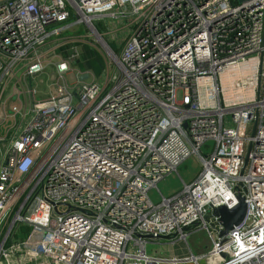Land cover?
I'll return each instance as SVG.
<instances>
[{
	"label": "built area",
	"instance_id": "obj_1",
	"mask_svg": "<svg viewBox=\"0 0 264 264\" xmlns=\"http://www.w3.org/2000/svg\"><path fill=\"white\" fill-rule=\"evenodd\" d=\"M73 18L128 36L101 84L31 101L0 139V264H264V0H0V93L44 72ZM191 156L199 174L154 203ZM239 193L246 218L220 238L213 211ZM193 229L207 255L148 253Z\"/></svg>",
	"mask_w": 264,
	"mask_h": 264
},
{
	"label": "rangeland",
	"instance_id": "obj_2",
	"mask_svg": "<svg viewBox=\"0 0 264 264\" xmlns=\"http://www.w3.org/2000/svg\"><path fill=\"white\" fill-rule=\"evenodd\" d=\"M74 21L75 18L65 24L62 34L51 43V52L47 54L48 58L44 72L38 75L36 79L21 81L25 82L23 83L24 87H22L25 100L23 99L22 104L24 105V101H27L29 106L27 111L31 107V101L34 103L46 102L49 96L55 93L59 87H66L74 91L80 85L101 84L104 81L109 65L110 68L113 67L114 64L110 61L109 52L98 42L89 27L75 24ZM129 24L130 20L107 19L102 24H98L97 30L113 51L118 53L128 36V29L126 28ZM75 49L79 52V57L74 62H69L68 73L60 75L57 71L58 64L65 60L69 61ZM8 99L6 98V100ZM4 103L5 98L2 95L0 97V106ZM8 109L7 107V115H4L3 119L0 118V139H5L9 131L5 125V120L11 116V120L16 121L15 119L21 110L11 108L8 111ZM3 114L6 113L3 112ZM11 126L12 122H10L8 127ZM213 148L214 142L210 141L207 146H204L203 153L210 154ZM201 168L202 163L199 158L191 156L179 167L178 172L162 180L157 188L149 192L150 199L157 204L163 197H170L178 193L185 183H190L199 174ZM217 237L215 234V238ZM191 249L194 255L200 254L202 256L210 252L212 242L207 231L197 229L193 233H189L185 240L178 242L174 246L169 241L160 240L147 247V251L150 254L174 255L176 257L182 254L189 255Z\"/></svg>",
	"mask_w": 264,
	"mask_h": 264
},
{
	"label": "water",
	"instance_id": "obj_3",
	"mask_svg": "<svg viewBox=\"0 0 264 264\" xmlns=\"http://www.w3.org/2000/svg\"><path fill=\"white\" fill-rule=\"evenodd\" d=\"M90 30L95 38L100 40V44L106 49L110 56L116 58V54L108 43L102 38L98 30L94 26H90ZM238 204L233 209H228L226 206L214 209L213 215L218 218L219 223L222 225L223 230L220 232V238L228 235L235 227L239 226L246 218L247 204L245 198L239 193L237 195ZM188 229H185L187 231ZM169 239V238H164ZM226 257V256H223Z\"/></svg>",
	"mask_w": 264,
	"mask_h": 264
},
{
	"label": "crops",
	"instance_id": "obj_4",
	"mask_svg": "<svg viewBox=\"0 0 264 264\" xmlns=\"http://www.w3.org/2000/svg\"><path fill=\"white\" fill-rule=\"evenodd\" d=\"M19 80L18 81H16V82H14V83H10V84H7L4 88H2V90H1V96L3 95V97L5 98V103L2 105V106H0L1 107V110H0V118L1 119H3V117H4V115H7V112H6V109H7V107L9 108L8 109V111H10V109L11 108H13V109H23V108H25V109H23L22 111L20 110V112L22 113H24V112H27V109H28V104H27V101H24V105L22 104L23 103V92H22V87H24V85H23V83H25V82H21L22 80H24V81H26V80H33V79H36L38 76H36V77H34V78H28V77H26L23 73H21L19 76ZM6 98L8 99V98H10V99H8V100H6ZM25 100V99H24ZM11 101V102H10ZM10 102V103H9ZM3 112L4 113H6V114H3ZM21 113H19V115H18V117H16V121H13V120H11L12 119V117L10 116L7 120H5V125L7 126V128L8 129H10L11 127H8L9 126V124H10V122H12V125L15 123V122H17L18 120H20V121H23L21 118H22V114ZM0 148H1V145H0ZM195 230L193 229V230H189V232H187V234H189V233H193ZM162 240H166V241H169V239H162ZM192 253H193V251H192V249L190 250ZM190 252V254H192ZM209 253V252H208ZM189 254V255H190ZM188 255V256H189ZM193 255H194V253H193ZM207 255V254H206ZM161 256H163V257H176V256H174V255H171V256H169V255H161ZM185 256H187V255H180L178 258H182V257H185ZM195 256H197V257H202V256H205V255H195Z\"/></svg>",
	"mask_w": 264,
	"mask_h": 264
},
{
	"label": "bare ground",
	"instance_id": "obj_5",
	"mask_svg": "<svg viewBox=\"0 0 264 264\" xmlns=\"http://www.w3.org/2000/svg\"><path fill=\"white\" fill-rule=\"evenodd\" d=\"M98 42H99V43H101L99 39H98ZM230 71H233V72H234L235 70H234V69H232V70H230ZM224 76H225V75H224Z\"/></svg>",
	"mask_w": 264,
	"mask_h": 264
},
{
	"label": "trees",
	"instance_id": "obj_6",
	"mask_svg": "<svg viewBox=\"0 0 264 264\" xmlns=\"http://www.w3.org/2000/svg\"><path fill=\"white\" fill-rule=\"evenodd\" d=\"M115 52V51H114ZM116 53V52H115Z\"/></svg>",
	"mask_w": 264,
	"mask_h": 264
}]
</instances>
